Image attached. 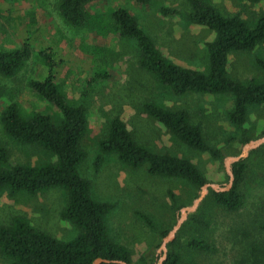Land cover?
<instances>
[{"label":"rangeland","instance_id":"obj_1","mask_svg":"<svg viewBox=\"0 0 264 264\" xmlns=\"http://www.w3.org/2000/svg\"><path fill=\"white\" fill-rule=\"evenodd\" d=\"M211 3L223 14L236 13L250 23L264 15V0ZM57 4L58 0H0V49L24 44L29 49L27 61L14 77L0 75V111L9 103H17L27 116L45 112L55 119L59 117L57 108L28 86L29 79L46 75L47 64L41 50H50L56 61L55 80L65 100L86 107L87 131L81 141L85 155L79 172L91 181L93 197L113 204L105 218L107 231L114 241L127 247L132 264H143V259L158 263L162 239L185 207L190 209L185 210L172 239L175 243L167 245L166 250L179 254L178 264H264V141L258 142L264 138V104L248 108L242 131L227 117L233 102L231 95L168 92L140 68L133 44L114 33L109 12L118 6L126 8L165 56L200 70L207 69L204 42L213 37V32L186 21V0H149L145 5L135 0L93 1L88 8L94 24L83 27L65 22ZM162 7L176 12L164 14ZM228 73L242 81H264V41L252 51L230 53ZM150 100L168 108H185L215 153L179 143L141 111V104ZM113 116H119L132 137L148 148L190 159L209 184L226 187L232 177V161L242 158L245 170L239 186L241 205L236 210H226L211 199L208 187L194 207V201L203 193L202 186L195 189L182 179L155 176L144 167L126 166L112 153L102 154L95 169L98 140ZM0 144L7 150L9 165L53 159V154L40 146L12 139L1 122ZM64 202L65 193L60 188L14 195L2 190L0 225L20 215L38 230L69 239L76 227L59 216ZM189 239L205 240L210 249L190 248L186 245ZM0 264L11 263L0 254Z\"/></svg>","mask_w":264,"mask_h":264},{"label":"trees","instance_id":"obj_2","mask_svg":"<svg viewBox=\"0 0 264 264\" xmlns=\"http://www.w3.org/2000/svg\"><path fill=\"white\" fill-rule=\"evenodd\" d=\"M93 1L98 0H58V12L65 22L73 26L93 25L88 8ZM135 1L142 5L149 2ZM211 1L186 0L188 10L183 12L186 21L213 32V37L204 42L206 70L180 65L165 56L150 34L122 6L109 12V24L120 39L133 44L140 68L168 92L175 95L190 92L231 95L233 102L227 117L244 131L248 108L264 104V81H242L231 77L228 73L229 55L252 51L264 41V15L260 14L250 23L239 14H223ZM160 10L164 14L176 12L165 7ZM41 53L47 64L46 75L29 79L28 86L39 97L51 102L59 117L55 119L45 112L27 116L17 103H9L0 111V122L12 139L21 144L40 146L52 153L53 159L36 164L9 165L7 150L0 144V191L5 190L9 195L19 192L35 194L49 188H60L65 193V202L59 216L70 221L76 227V233L69 239H58L16 215L8 224L0 225V254L11 264H93L96 258L119 259L132 264L127 247L114 241L107 231L105 218L113 204L93 197L91 181L78 169L85 155L81 141L87 131L86 107L82 103L70 104L65 100L55 80L56 61L52 52L43 49ZM28 57L26 44L19 48L0 49V75L14 77ZM141 111L162 125L179 143L215 153L185 108H168L150 100L141 104ZM98 148L95 169L102 154L112 153L122 164L132 168L144 167L151 175L179 178L195 189L206 183L203 173L190 159L167 151L157 152L136 141L119 116L109 120L105 134L98 140ZM230 169L231 186L221 191L210 188V197L216 204L233 211L242 203L239 186L245 170L243 159L232 161ZM169 196L174 197L172 191H169ZM165 232L161 230V233ZM174 243L171 240L167 245ZM186 245L196 250L210 249L202 239H189ZM179 257L175 250L170 249L161 264H178ZM142 262L152 264L144 259Z\"/></svg>","mask_w":264,"mask_h":264},{"label":"water","instance_id":"obj_3","mask_svg":"<svg viewBox=\"0 0 264 264\" xmlns=\"http://www.w3.org/2000/svg\"><path fill=\"white\" fill-rule=\"evenodd\" d=\"M262 141H264V138L261 139L258 142H262ZM249 144L252 145L253 142H250ZM229 174L231 175V171H229ZM231 183H232V177L230 178V180H229V182H228L226 187H220L219 185L205 183L202 186L203 187V193L194 201V207L200 201V199L202 198L203 194L207 191L208 187H211L215 191H221V190L228 189L231 186ZM194 207H192V208H194ZM187 209H190V208H188V207L183 208L182 216L177 220V222L174 225V227L171 230H169L168 233L163 237L161 245H160V249L162 251V256L159 259L157 264H161L162 260L165 258L166 250H167V246L166 245H167V243L169 241H171L175 237L176 230L178 229V227H179V225H180V223H181V221L183 219V216L185 214V210H187ZM100 262H113V263H119V264H129V263L123 261V260H119V259H105V258H96L94 260L93 264H99Z\"/></svg>","mask_w":264,"mask_h":264}]
</instances>
